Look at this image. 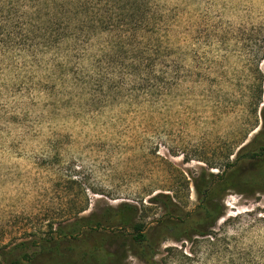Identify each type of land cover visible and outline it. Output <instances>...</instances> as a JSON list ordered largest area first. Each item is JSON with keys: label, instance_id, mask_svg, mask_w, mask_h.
<instances>
[{"label": "rangeland", "instance_id": "rangeland-1", "mask_svg": "<svg viewBox=\"0 0 264 264\" xmlns=\"http://www.w3.org/2000/svg\"><path fill=\"white\" fill-rule=\"evenodd\" d=\"M99 1L0 0V249L160 193L186 219L197 177L264 132V0H148L132 33L84 22L114 14ZM257 178L217 196L211 236L164 241L156 264H264Z\"/></svg>", "mask_w": 264, "mask_h": 264}, {"label": "trees", "instance_id": "trees-1", "mask_svg": "<svg viewBox=\"0 0 264 264\" xmlns=\"http://www.w3.org/2000/svg\"><path fill=\"white\" fill-rule=\"evenodd\" d=\"M146 6L149 7L148 0H100L95 8L101 12L113 9L114 14L109 17L103 15L106 13L95 17L89 14L84 22L100 31L132 33L141 29ZM263 157L264 132H261L238 150L226 172L201 173L195 181L200 203L195 214L186 219L174 198L160 193L146 203L124 202L56 229L51 225L47 238L19 244L9 251L0 249V264H119L129 253L142 264H156L164 241L192 242L196 237L211 236L210 231L224 215L217 196L228 191L246 194L252 190L258 181L257 171L264 167ZM148 204L163 210L164 216L146 222ZM87 211L86 205L79 214Z\"/></svg>", "mask_w": 264, "mask_h": 264}]
</instances>
